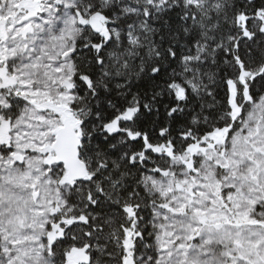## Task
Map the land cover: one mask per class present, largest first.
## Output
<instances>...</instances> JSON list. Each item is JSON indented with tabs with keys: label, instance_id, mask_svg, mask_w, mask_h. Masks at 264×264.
<instances>
[{
	"label": "snow or ice",
	"instance_id": "1",
	"mask_svg": "<svg viewBox=\"0 0 264 264\" xmlns=\"http://www.w3.org/2000/svg\"><path fill=\"white\" fill-rule=\"evenodd\" d=\"M0 264H264V0H0Z\"/></svg>",
	"mask_w": 264,
	"mask_h": 264
}]
</instances>
